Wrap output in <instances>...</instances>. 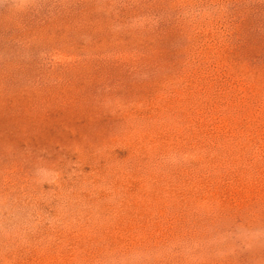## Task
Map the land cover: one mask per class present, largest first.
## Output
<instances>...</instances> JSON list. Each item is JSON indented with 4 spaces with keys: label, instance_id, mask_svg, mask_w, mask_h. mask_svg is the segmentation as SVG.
<instances>
[{
    "label": "rangeland",
    "instance_id": "374dc122",
    "mask_svg": "<svg viewBox=\"0 0 264 264\" xmlns=\"http://www.w3.org/2000/svg\"><path fill=\"white\" fill-rule=\"evenodd\" d=\"M0 264H264V0H0Z\"/></svg>",
    "mask_w": 264,
    "mask_h": 264
}]
</instances>
